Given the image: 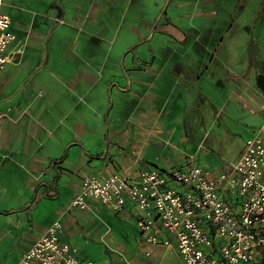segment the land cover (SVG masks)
Segmentation results:
<instances>
[{"label": "crops", "instance_id": "1", "mask_svg": "<svg viewBox=\"0 0 264 264\" xmlns=\"http://www.w3.org/2000/svg\"><path fill=\"white\" fill-rule=\"evenodd\" d=\"M96 1L51 0L38 11L20 8V29L13 28L15 40L8 49L13 62L0 69V111L8 114L0 124V264H20L23 254L55 220L63 224L61 240L69 243L81 260L92 264H154L151 259L158 251L178 255L175 248L143 244L131 210L113 213L95 200L90 201V209L70 207L83 177L149 166L179 168L190 162L220 171L240 157L246 139H239V129L244 126L248 130L249 126L239 124L232 110L250 114L246 21L240 28L246 38L234 51L246 57L245 64L234 67L227 48L239 19L249 14L248 3L237 11L238 19L232 15L212 46L200 40L208 13L216 18L218 10L197 13L210 0H196L190 12L177 9L184 5L175 3L172 13L163 14L160 22L151 26L147 32L150 39L141 36L140 43L124 54V63L131 54L129 66L112 63L117 70L105 77L113 45L105 46L109 43L103 35L107 27L84 36V26L86 22L93 27L101 25L100 20L105 23L103 18L114 13L117 0H101L100 14L92 20L89 14ZM158 27L161 38L168 37L175 45L192 44L195 59L189 55L184 62L181 59L186 54H181L170 69L157 66L152 47L149 59L139 57L137 50L154 38ZM220 91L225 101L218 99ZM121 99L135 100L138 113L131 111L129 118L115 126L120 119L112 112L118 110ZM94 114L100 116L103 126L94 121ZM230 118L236 128L230 125ZM202 124L209 126L206 134L216 127L211 142V134L207 136L208 144L190 137ZM164 147L172 149L171 153L163 155ZM65 151L66 159L59 162ZM56 167L61 169L59 177ZM46 193L49 196H43ZM121 224L133 230L124 232ZM146 251L152 255L146 256Z\"/></svg>", "mask_w": 264, "mask_h": 264}, {"label": "built area", "instance_id": "2", "mask_svg": "<svg viewBox=\"0 0 264 264\" xmlns=\"http://www.w3.org/2000/svg\"><path fill=\"white\" fill-rule=\"evenodd\" d=\"M2 5L0 0V69L13 62L8 49L15 40ZM6 116L0 111V124ZM91 200L113 213L133 211L142 243L175 248L182 264H264V123L225 169L190 162L87 174L70 207L90 209ZM62 227L53 221L20 264H92L61 240Z\"/></svg>", "mask_w": 264, "mask_h": 264}, {"label": "rangeland", "instance_id": "3", "mask_svg": "<svg viewBox=\"0 0 264 264\" xmlns=\"http://www.w3.org/2000/svg\"><path fill=\"white\" fill-rule=\"evenodd\" d=\"M51 0H4L5 6L3 5V12H6L11 16L12 22L14 23L11 31L14 32L18 31L20 29V22L22 20L20 19V8L30 10L38 11L40 8L43 9L45 2H48ZM202 2L205 0H201ZM7 2V3H6ZM182 3L184 5L181 7L179 5L177 9H185L186 11L192 10V5L196 2V0H171L170 4L167 7V14L172 13L173 11V5L175 3ZM210 4H204L201 5L198 8L197 13L205 11H215L218 10L216 18L212 17L211 14L208 13V21L203 25L205 30L203 38L200 40V42H203L205 45L212 46L214 40L218 41L221 34L227 29L230 19L232 15L238 19V6L243 5L244 7L247 5L250 6V11L248 16H243L244 18H240L238 21V26L233 31L232 37L229 38V49L230 53L233 55L232 57V65L234 67L236 65H244L246 61V57L242 56L239 53H234V51L240 49L239 46L242 44V40L246 38V34L244 32H240V28L243 22L246 21L248 25V32L250 34V40L248 45V61H249V88H248V98H246L247 103H249V112L248 116L245 114H236L235 110H232V114L234 117L238 118L239 124L242 126L246 123L248 124V130L247 128H244V126L239 129V133L241 134L239 139L244 141L247 137L251 136L253 131L255 129H252L251 126H257V128L262 124L261 120L264 122V89H261L258 84H256L257 77L259 75H262L264 77V0H210ZM166 3V0H117L115 3V9L114 13H112L111 16H106L103 18V21L105 23H102L101 20L99 21L101 25L96 24V27H93L91 22H86V25L84 26V36L86 33L96 32L98 33L99 29L104 25L107 27V30L103 32V35L109 39V43L105 44V46H108L110 42L113 43L111 47L110 54V65L107 67L110 69L105 70V77H109L108 73L116 72L117 68L115 66H129V63L131 62V54L128 55V58L125 59L124 63V54L130 50L133 46L140 43L143 36L144 38L150 39V35L147 37L149 30L151 26L156 22L159 14L161 13L164 5ZM98 4L103 5L101 3V0H97L95 5L91 7L92 11H90L89 16L92 18V20L96 19L98 14ZM190 5V7L188 6ZM209 7V8H208ZM214 8L215 10L211 9ZM176 9V8H175ZM242 10V9H240ZM190 12V11H189ZM196 13V14H197ZM100 14V13H99ZM98 14V15H99ZM28 13L23 12V16H27ZM194 15V14H193ZM197 18H199V15H195ZM194 16V17H195ZM164 17V16H163ZM162 17V18H163ZM166 18V17H165ZM100 19V18H99ZM160 22V21H159ZM164 23V22H161ZM120 24L119 28L117 29V25ZM192 26L194 25V22L190 23ZM163 25H161L162 27ZM161 27H158L155 31V36L152 40L147 41L144 46H142L140 49L137 50V53L139 57L149 59V48L152 47L154 53L157 56L158 59V67H170L175 65L176 57L177 60L181 58V54L183 55L182 61L185 62L188 61V57L190 55L191 58L195 59L193 57V50L194 47L192 44L187 46H181L179 43L176 45L168 39V37H163L161 35L160 30ZM14 28V29H13ZM191 34H194L193 30L189 31ZM192 38L194 39V35H192ZM87 45L89 46V38H85ZM240 55V56H239ZM172 57H174L173 62L169 64ZM180 60V59H179ZM257 60L260 62L258 63ZM194 60L190 59V62L193 63ZM243 62V63H242ZM114 63V65L112 64ZM123 63V64H122ZM236 64V65H235ZM121 68V67H120ZM172 69V67H170ZM109 71V72H107ZM221 92V91H220ZM225 101L226 97L223 92H221V96H219V100ZM124 99H121L122 102L117 110V107L115 108L114 112H112V115L114 117H118L120 120H117V123L115 126H120L121 121L123 118H129L128 114L132 111L134 113H138L136 108L138 107V104L135 100L128 101V99H125L127 101H123ZM106 101V100H105ZM108 104V102L106 101ZM108 106V105H107ZM125 108H124V107ZM143 107V106H141ZM140 108V107H139ZM90 114L91 111H87ZM85 114V113H84ZM95 115V114H94ZM93 115V116H94ZM91 116V115H89ZM231 119V118H230ZM229 123L232 126H235L236 128V122H234L233 119L230 120ZM115 121V119H113ZM94 121L99 124L100 126H103V122L101 121V118L97 117V115L94 116ZM207 127H209L207 125ZM207 127L202 124V126L196 127V131L193 132V135H191V140L195 142H205V144L209 143V139H207V136L210 134V142L211 138L214 137L216 127L213 128V132L210 133V130L206 134ZM103 130V127L101 128ZM247 130V132H246ZM163 147V146H162ZM171 150H167L166 147L163 148V155L171 153ZM105 211V210H104ZM108 215V211H105ZM113 216V215H109ZM113 224V223H112ZM122 225V224H121ZM114 232L118 237L122 236V233L118 231V228H115L113 225ZM124 232L132 231V227L128 226V230L125 225H122L121 228ZM141 257V256H140ZM18 260L20 259V253H18ZM154 264H181V260L179 256L174 251H158L153 258L151 259Z\"/></svg>", "mask_w": 264, "mask_h": 264}, {"label": "trees", "instance_id": "4", "mask_svg": "<svg viewBox=\"0 0 264 264\" xmlns=\"http://www.w3.org/2000/svg\"><path fill=\"white\" fill-rule=\"evenodd\" d=\"M243 7H244L243 5L238 6V10L242 9ZM164 15H166V11L164 12ZM233 19H234V17L232 18V20H233ZM151 62H152V60H151ZM257 62L260 63L258 60H257ZM257 84L259 85V87H260L261 89H264V77H263L262 75H259V76L257 77ZM106 123H107V117H106ZM73 144H75V143H73ZM66 156H67V151L64 152V154L62 155L61 158L58 159V161H59V162H63V161L66 159ZM56 171H57V176L59 177L60 174H61V169L58 168V167H56ZM57 179H58V178H57ZM57 179L55 180L54 184L57 183ZM35 192H37V189H36ZM43 196H46V197H47V196H49V195L46 193V194H44ZM33 197H34V200H35V194H34ZM34 200H33V201H34Z\"/></svg>", "mask_w": 264, "mask_h": 264}, {"label": "water", "instance_id": "5", "mask_svg": "<svg viewBox=\"0 0 264 264\" xmlns=\"http://www.w3.org/2000/svg\"><path fill=\"white\" fill-rule=\"evenodd\" d=\"M170 1H171V0H166V3H165V5H164V7H163L161 13L159 14V16H158L156 22H158V21L161 19V17L163 16L164 12L167 10L168 5L170 4Z\"/></svg>", "mask_w": 264, "mask_h": 264}]
</instances>
